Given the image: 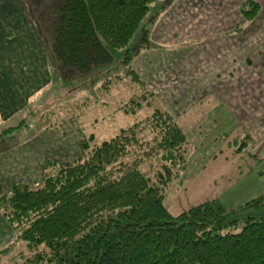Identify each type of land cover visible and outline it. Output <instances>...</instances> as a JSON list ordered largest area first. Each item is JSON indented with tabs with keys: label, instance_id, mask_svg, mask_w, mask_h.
I'll list each match as a JSON object with an SVG mask.
<instances>
[{
	"label": "trees",
	"instance_id": "16d2710c",
	"mask_svg": "<svg viewBox=\"0 0 264 264\" xmlns=\"http://www.w3.org/2000/svg\"><path fill=\"white\" fill-rule=\"evenodd\" d=\"M22 1L36 14L53 75H78L93 92L125 80L140 91L116 108L137 118L133 124L99 143L91 134L72 164L49 160L43 181L0 193L15 235L0 262L19 248L12 256L19 264H264V196L230 210L205 201L177 216L164 204L187 168L189 141L132 65L152 47L144 21L158 0ZM260 11L246 0L243 21ZM20 128L1 130L0 140Z\"/></svg>",
	"mask_w": 264,
	"mask_h": 264
},
{
	"label": "rangeland",
	"instance_id": "374dc122",
	"mask_svg": "<svg viewBox=\"0 0 264 264\" xmlns=\"http://www.w3.org/2000/svg\"><path fill=\"white\" fill-rule=\"evenodd\" d=\"M171 1L173 0H158L150 5V12L144 21L150 33L154 22L159 18L161 8ZM23 3L25 4L22 0H6L0 4V78H7L6 82L13 83L11 89L16 88L18 91L19 87L15 82L21 86V69L23 66L28 67L27 78H24L28 83L24 86L19 101L17 102L16 96L12 97L14 105L5 109V112H0V131L7 127L22 126L0 140V193L7 192L12 184L43 181L48 170L47 161L53 160L61 165L72 164L83 156L82 144L91 134L95 136L96 143H99L112 138L121 128L137 120L116 111L119 104L139 94L138 86L130 81L111 82L107 92L97 89L93 92L92 86L89 83V86L82 84L84 79L78 75H53L49 66L48 71H44L43 53L47 65L48 59L44 52V40L35 31L36 24L33 20L36 14ZM256 22L263 27L262 19ZM30 32L36 40L30 37ZM204 34L212 33L198 30L194 36L204 38ZM154 46L152 43V47ZM6 55L11 63L10 70L2 63ZM132 65L139 66L140 61L135 59ZM193 69V66L188 67L189 71ZM158 97L162 103L155 98L157 104L162 105L166 111L167 106L164 105H168L171 115L180 126L183 125L181 127L190 147L186 170L165 191L164 204L167 208L173 205L174 210L185 205V209H188L192 207L188 206L191 202L186 203L190 194H199V200L193 201L196 204L192 205L216 199L230 210L248 201L251 189L262 190L264 194V186H258V182L264 179V158L249 156L246 153L249 146L243 141H234L230 144L233 152H222L215 158L219 144L228 139L233 129L225 125V121L217 119L219 112L212 111L216 107H209L207 112L212 119L204 120L203 112L198 106L189 111V114H184L182 110L188 106L183 102L184 96H178L180 101H176L172 96L160 92ZM203 98L199 97V102L194 101L196 96H190L187 102L191 106L200 105ZM209 102L213 103V98ZM26 163L30 165L23 169L22 165ZM207 164L208 167L203 171ZM239 230L240 226L235 231ZM14 238V233L0 213V248L14 244ZM19 245L22 249L23 245ZM18 250L19 248L13 253H7L0 264H19V261L12 260L13 254Z\"/></svg>",
	"mask_w": 264,
	"mask_h": 264
},
{
	"label": "crops",
	"instance_id": "0c3cea01",
	"mask_svg": "<svg viewBox=\"0 0 264 264\" xmlns=\"http://www.w3.org/2000/svg\"><path fill=\"white\" fill-rule=\"evenodd\" d=\"M245 1L167 2L161 8L159 18L154 22L153 31L150 33V39L155 46L142 51L136 59L140 61V65L134 67L147 89L159 102L160 92L172 96L176 101H180L178 96H184L183 102L188 105L182 110L184 114H189V111L198 106L203 112L204 120L211 118L207 113L209 107H216L212 111L219 112L217 119L220 122L225 121V125L233 129L228 139L219 144L215 158L222 152H233L230 144L239 140L249 146L246 152L249 156L264 158V0H254L260 5L261 11L251 22H244L241 15V7ZM4 2L6 0L2 3ZM167 4L170 5L166 7ZM258 19L263 20V27L256 22ZM240 26L239 31H234ZM198 30L212 34H204V38H199L194 36ZM29 35L33 37L31 32ZM43 57L46 59L44 53L42 65L47 72V60ZM2 63L10 70L11 63L7 55ZM191 66L194 69L189 71L188 67ZM27 68L23 66L21 69V86L15 82L19 87L18 91L16 88L11 89L13 83L6 82L7 78H0V112L3 113L14 105L12 97L16 96L17 102L19 101L22 90L28 83L24 79L27 78ZM193 77L196 79L192 81ZM160 88L165 90H158ZM190 96H196L194 101L199 102V97L204 98L200 105L191 106L187 102ZM212 98L213 103L209 102ZM164 106H167L166 109L171 114L168 105ZM228 153L226 154L236 155ZM28 165L30 164H23V169H27ZM207 167L208 164L203 167V171ZM258 186H264V179L258 182ZM198 196L199 194H190L186 202H191L188 206H195L192 204L196 203L192 202L199 200ZM260 196H264L262 190L251 189L247 200ZM172 206L168 211L174 216L190 208L185 209L187 207L181 205L173 210Z\"/></svg>",
	"mask_w": 264,
	"mask_h": 264
}]
</instances>
